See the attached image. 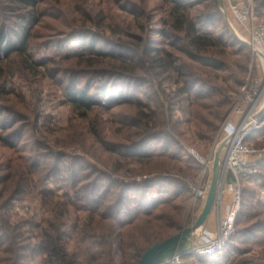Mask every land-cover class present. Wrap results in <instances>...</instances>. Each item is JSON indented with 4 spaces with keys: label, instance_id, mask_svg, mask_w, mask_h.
Instances as JSON below:
<instances>
[{
    "label": "trees",
    "instance_id": "1",
    "mask_svg": "<svg viewBox=\"0 0 264 264\" xmlns=\"http://www.w3.org/2000/svg\"><path fill=\"white\" fill-rule=\"evenodd\" d=\"M164 1L165 26L149 28L144 7L114 0L142 34L116 24L109 35L94 28L88 0H0V264H139L182 230L192 195L182 179L119 182L86 156L137 175L178 172L181 161L187 173L203 168L183 143L213 142L246 82L251 48L218 0ZM255 11L263 15L264 0ZM227 47L232 60L216 52ZM63 107L69 122L56 136ZM100 110L125 138L105 134ZM85 118L91 141L77 122ZM236 227L221 252L185 255L183 264H264V159L243 187Z\"/></svg>",
    "mask_w": 264,
    "mask_h": 264
},
{
    "label": "built area",
    "instance_id": "2",
    "mask_svg": "<svg viewBox=\"0 0 264 264\" xmlns=\"http://www.w3.org/2000/svg\"><path fill=\"white\" fill-rule=\"evenodd\" d=\"M219 7L232 31L251 48L259 65L260 77L253 79L251 73L248 75L219 130L218 148H213L207 157L193 148L188 149L203 168L196 182L186 178L193 191L192 205L197 210L194 223L186 228L194 226L205 208L218 157L213 205L204 223L188 235L185 244L157 264H183L185 255L210 256L221 252L237 233L236 219L242 206L244 184L251 182L258 173V163L264 159V146L258 147L249 142L254 131L264 128V19L256 14L255 0H222ZM123 175L113 178L130 183L125 178L129 174ZM149 177L133 176L132 182H142ZM214 211L215 227L212 228L208 223Z\"/></svg>",
    "mask_w": 264,
    "mask_h": 264
},
{
    "label": "rangeland",
    "instance_id": "3",
    "mask_svg": "<svg viewBox=\"0 0 264 264\" xmlns=\"http://www.w3.org/2000/svg\"><path fill=\"white\" fill-rule=\"evenodd\" d=\"M133 1L140 4L142 7H144L147 10V12L151 15V21H150L151 26H149V28H151V27L152 28H161V27L165 26V22H166L167 15H168V4L164 0H133ZM255 1L257 4L258 0H255ZM88 4L90 5V8L94 14L95 21H97V23L94 24L95 29L104 31V32H106V34L112 35L113 34L112 33L113 27L116 24H118V25H121L123 27L129 28L132 31H136L139 34H142L141 29L139 28V24L134 19V17L130 13H128L127 11L122 10L114 2V0H88ZM259 17L261 19H264V12H263V15L259 16ZM143 35H144V37H148L149 33H143ZM118 37L124 41L130 40V37H128L124 34H120V35H118ZM152 38H154L156 40L157 46L160 47L162 50L173 51L175 53H179L178 50H176L172 46H170L161 37H155L154 35H152ZM231 51H232L231 47H227L226 49H224V51L221 50L220 48H218L216 50V52H220V53H222V55L224 57L232 60L233 55L231 54ZM250 73H251V76L253 79H258L260 77L259 65H258V62H257L255 55L252 53V50H251V62H250V66H249V72L246 75V80H247V77ZM175 76H176V74H173V77H175ZM155 80L156 79H153L151 83H153V82L156 83L157 81H155ZM166 88H167V91H169L170 87L168 85H166ZM239 95H240V92L236 95L233 94L235 99L236 98L238 99ZM233 106H234V104H233ZM54 112L56 113V119H55L56 124H57V126H59L61 128V130H58L55 135L59 136L60 134H63L66 127L68 126L69 114H68L67 109H65L64 107L56 109ZM99 115H100L102 128L108 137L117 138V139L125 138L126 134H128V132H126L125 127L122 126L119 122L113 120V117L106 110H100ZM226 117L224 118L223 122L219 126V129H218V131L214 137L213 142L210 145H208V147H203L201 144H198V142H194L192 144L188 143V142H186V143L184 142L183 144H184L186 150L189 152L188 149L193 148L201 156L207 157L213 148L217 149L218 148L217 145L219 143V140H217V135H218L219 130H220L222 124L224 123ZM77 122L79 123L80 130L85 134L88 141H91L94 138V136H93L92 132L90 131V120L87 118L77 119ZM249 142L253 145L258 146V147L264 146V131L262 133L257 134L254 137V140H250ZM79 149H75V148L71 147V148L65 149V151L71 152L72 154L86 155L81 149L80 150ZM86 156H88L92 162H96L102 170L108 172L111 175V177H114L117 175H122V177H124V175H123L124 173L129 174L125 178L127 180H130V183L133 180L132 179L133 176L134 177H136V176L142 177V176L147 175V176H151V177H149V179H150V178H158V177H162V176H171L172 175V176H175V177L182 179L188 185V183L186 182V178H191L194 182H196L198 177H199V174L202 171V169L199 171H197L196 169H193L192 172L187 173L184 171L186 164L184 161H181V163H180L181 170L178 172L169 173V172L164 171V170L152 169L151 171H145L143 173H140V175H137V174H132L133 172L131 169H120L118 171H114L112 168L107 167V165L104 164L103 162L101 163V162H98L95 159H93V157H91V155H86ZM103 159L104 160L107 159L110 162V164L112 165V161L110 160V157L107 154L103 153ZM140 166H141L140 163H134L130 167L131 168H134V167L137 168ZM246 184L247 183H245L244 185H246ZM190 190L192 192V195H190V197H188L182 204V207H183L182 212H181L182 230L186 227L191 226L196 219L195 215H197L196 214L197 210H195L196 208L192 205L193 191H192V189H190ZM214 217H215V211L213 212V215L210 217L209 223H208L209 226H211L212 228L215 227V218Z\"/></svg>",
    "mask_w": 264,
    "mask_h": 264
},
{
    "label": "water",
    "instance_id": "4",
    "mask_svg": "<svg viewBox=\"0 0 264 264\" xmlns=\"http://www.w3.org/2000/svg\"><path fill=\"white\" fill-rule=\"evenodd\" d=\"M219 4H221L222 0H218ZM218 171H219V159L217 157L215 166H214V180L211 192L209 194L207 203L205 205V208L197 220V222L194 224V226L190 228H185L181 232L177 233L173 237H171L168 240H165L164 242L158 243L154 245L152 248H150L142 257L139 264H157L160 260L165 258L170 253L174 252L176 249H178L181 245L185 244L188 235L199 228L204 221L206 220L207 216L209 215L213 201H214V195H215V189L217 184V177H218Z\"/></svg>",
    "mask_w": 264,
    "mask_h": 264
}]
</instances>
